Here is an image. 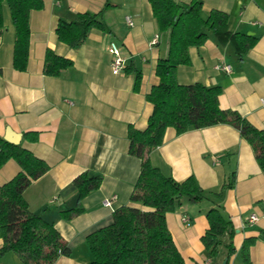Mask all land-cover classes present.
<instances>
[{
  "label": "crops",
  "instance_id": "1",
  "mask_svg": "<svg viewBox=\"0 0 264 264\" xmlns=\"http://www.w3.org/2000/svg\"><path fill=\"white\" fill-rule=\"evenodd\" d=\"M108 1L112 6L103 11V29L92 28L82 45L70 47L57 39L59 19L69 21L78 13H97L106 1L43 0L42 9L30 12L29 58L23 71L12 65L15 31L7 6L3 8L0 137L4 138L8 129L21 133L19 143L49 166L22 194L29 210L52 223L68 245V254L60 255L54 264H89L92 253L86 236L109 224L117 207H141L129 200L141 161L128 152L127 128L143 129L147 124L153 106L145 96L158 83L154 66L167 54L168 32L159 30L148 0ZM200 1L203 17L212 9L223 11L232 33L252 36L255 42L245 54L238 55L230 37L207 31L204 44L189 48L190 63L177 67V81L220 86L221 108L236 110L255 127L264 128V0ZM126 16L133 20L132 26L125 22ZM154 35L158 41L153 45ZM111 41L119 46L129 70L111 72L107 50ZM47 49L71 59L73 65L58 76L45 75ZM221 62L230 65V72L215 68ZM137 70L142 78L136 91ZM31 131L37 132V140L26 137ZM175 133L172 127L166 128L163 142L150 152L151 163L176 181L194 177L207 196L198 203L182 199L165 215L180 256L186 264H246L241 246L244 239L253 238L248 251L250 264H264V172L251 146L228 124ZM19 169L14 159L7 160L0 167V184ZM82 172L100 175L101 185L81 200L79 214L66 219L62 211L77 202L72 181ZM232 173L234 182L225 188L220 205L234 228V251L228 255L220 246L213 259L201 241L208 227L206 212L213 203L212 194ZM105 199H110V206L103 205ZM253 212L258 219L249 222ZM0 264L23 262L10 251L0 255Z\"/></svg>",
  "mask_w": 264,
  "mask_h": 264
},
{
  "label": "trees",
  "instance_id": "2",
  "mask_svg": "<svg viewBox=\"0 0 264 264\" xmlns=\"http://www.w3.org/2000/svg\"><path fill=\"white\" fill-rule=\"evenodd\" d=\"M96 13H78L75 19H59L55 33L57 39L70 47L84 43L92 28L103 29V11L112 6L105 0ZM43 0H0V29L3 27V8L7 6L15 31L12 65L15 70L27 67L30 48L29 16L32 10L42 9ZM157 26L161 32H168L167 54L158 58L155 74L158 83L146 93V100L153 108L143 129L128 126V152L140 159V172L131 189L130 203L141 207L125 205L112 213V221L91 231L86 241L92 253L89 264H186L175 246L167 227V213L173 212L182 199L198 203L207 198L205 192L189 176L176 181L164 174L150 160V152L163 142L166 128L172 127L175 134L190 129H199L216 124H228L239 131L240 136L251 146L254 158L264 172V128H257L238 111L223 109L218 97L221 87L200 82L181 84L176 78V69L190 63L189 48L201 46L207 39V31L219 37L228 36L235 44L238 55L245 54L255 38L246 34L232 33L227 25L228 15L212 9L206 17L201 15L202 2L190 0H148ZM73 65L71 59L47 49L44 55L43 73L58 76ZM130 67V66H129ZM124 68L129 70L130 68ZM140 70L135 72L133 89L141 83ZM31 140H37V132L25 133ZM14 159L20 169L8 181L0 184V255L15 254L23 264H54L60 255L69 252L66 241L54 225L40 214L31 212L22 193L31 182L48 169V164L35 156L20 143L13 144L0 137V167ZM100 175L82 172L73 179L77 202L71 209L62 211L70 219L83 208L81 200L99 188ZM234 182V173L221 189L214 192L213 203L206 212L208 227L201 241L210 258L218 256L219 247L224 246L227 254L234 251L232 237L234 228L223 215L220 200L225 188ZM253 238L244 239L241 252L246 264H250L249 247Z\"/></svg>",
  "mask_w": 264,
  "mask_h": 264
},
{
  "label": "built area",
  "instance_id": "3",
  "mask_svg": "<svg viewBox=\"0 0 264 264\" xmlns=\"http://www.w3.org/2000/svg\"><path fill=\"white\" fill-rule=\"evenodd\" d=\"M125 22L129 25L132 26L133 25V20L126 16L125 17ZM158 41V35H154V37L151 40V44H156ZM107 50L109 52V54L111 55V60H110V68H111V72L113 74H119L121 72H123L124 68H125V62H124V58L121 56L120 53V48L119 46L111 41L108 46H107ZM216 69H222L226 72H230L231 67L229 64H226L224 62L218 63L215 65ZM261 102L264 103V98L261 99ZM103 205L104 206H110V199H105L103 201ZM258 219V217L256 216V214H254V212L248 217V221L249 222H253L256 221ZM188 218L186 216L183 217V221H187Z\"/></svg>",
  "mask_w": 264,
  "mask_h": 264
},
{
  "label": "water",
  "instance_id": "4",
  "mask_svg": "<svg viewBox=\"0 0 264 264\" xmlns=\"http://www.w3.org/2000/svg\"><path fill=\"white\" fill-rule=\"evenodd\" d=\"M21 136H22L21 133H15L8 129L4 135V139L13 144H19Z\"/></svg>",
  "mask_w": 264,
  "mask_h": 264
}]
</instances>
